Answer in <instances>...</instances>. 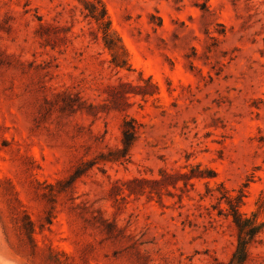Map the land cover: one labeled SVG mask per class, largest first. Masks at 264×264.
<instances>
[{
  "label": "rangeland",
  "instance_id": "374dc122",
  "mask_svg": "<svg viewBox=\"0 0 264 264\" xmlns=\"http://www.w3.org/2000/svg\"><path fill=\"white\" fill-rule=\"evenodd\" d=\"M231 205L264 264V0H0V264H227Z\"/></svg>",
  "mask_w": 264,
  "mask_h": 264
},
{
  "label": "trees",
  "instance_id": "16d2710c",
  "mask_svg": "<svg viewBox=\"0 0 264 264\" xmlns=\"http://www.w3.org/2000/svg\"><path fill=\"white\" fill-rule=\"evenodd\" d=\"M101 4V2H99ZM88 9L90 8V14L86 17H90L94 19L100 26L101 29H103L104 33V39H107L111 33H110V20L108 19L106 8L103 4H101V13H97V6L93 3L87 4ZM105 20V22H104ZM106 43H108L107 40H105ZM108 47L109 43L107 44ZM128 123L125 124V128L123 130L124 138L126 141H124L125 144V150L128 151L130 146L132 145V141L135 139V132H131V135L129 137V140L127 142V133H128ZM239 206L231 205L232 210V217L233 222L238 228V240H237V247L236 251L227 264H245L248 256H249V245L255 238V236L261 231L262 226H255L253 222L250 219H246L243 217V215L239 211Z\"/></svg>",
  "mask_w": 264,
  "mask_h": 264
}]
</instances>
